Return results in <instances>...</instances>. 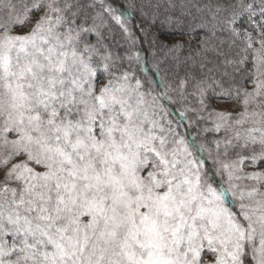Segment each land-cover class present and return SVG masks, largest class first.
Listing matches in <instances>:
<instances>
[{
    "label": "snow or ice",
    "instance_id": "6c2138e0",
    "mask_svg": "<svg viewBox=\"0 0 264 264\" xmlns=\"http://www.w3.org/2000/svg\"><path fill=\"white\" fill-rule=\"evenodd\" d=\"M0 264H264V0H0Z\"/></svg>",
    "mask_w": 264,
    "mask_h": 264
}]
</instances>
